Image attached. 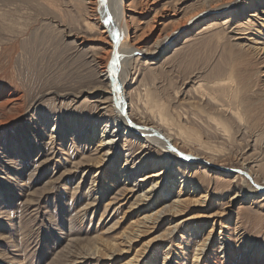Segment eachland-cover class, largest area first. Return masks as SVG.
Returning a JSON list of instances; mask_svg holds the SVG:
<instances>
[{
    "label": "rangeland",
    "instance_id": "374dc122",
    "mask_svg": "<svg viewBox=\"0 0 264 264\" xmlns=\"http://www.w3.org/2000/svg\"><path fill=\"white\" fill-rule=\"evenodd\" d=\"M157 2L151 16L206 13L167 49L156 40L168 31L132 22L147 52L126 81L131 125L163 124L180 159L198 156L191 178L204 177L178 215L180 182L148 201L140 179L152 169L126 177L123 166H139L138 141L127 165L123 135L113 155L91 161L103 153L101 134L87 138L100 105L97 62L112 45L97 38L86 0H0V264H126L136 255L193 264L200 248L199 264H264V197H235L249 184L239 171L264 186V0ZM211 22L219 26L203 31ZM173 170L176 181L185 174Z\"/></svg>",
    "mask_w": 264,
    "mask_h": 264
},
{
    "label": "bare ground",
    "instance_id": "6f19581e",
    "mask_svg": "<svg viewBox=\"0 0 264 264\" xmlns=\"http://www.w3.org/2000/svg\"><path fill=\"white\" fill-rule=\"evenodd\" d=\"M86 3L89 6V12L93 13L91 16L93 22L91 24L93 26L92 28L96 27V30L98 32L97 38H99L104 43L111 42L110 45H112L109 49L105 48V50L109 51H107L102 57L99 56L98 62L96 61L99 70L101 71L99 73V81L95 86L93 94L98 99L100 105L99 107H94L92 131L87 134V138L91 140L93 138L97 139L98 134H101V136H99L98 138V145L99 148H101V151H96L98 152V154H100L101 152L103 153L101 154V157H99V159L91 161L100 162L101 160H103L102 157H110L111 155H113L114 152H116V148H118L120 144L118 143L117 139L118 137L121 138V136L123 135V147L128 148L127 150L129 152L124 159L126 165L128 164L129 160L133 156L137 155V152H139V166L135 168L136 172H133L134 167H131L130 169L129 167L123 166V169H125V171H128V173H126V177L130 178L134 173H141L147 169H152V172L148 173L140 179V181L145 182L147 185H150L146 189L142 197V199L146 198L148 201H150L151 199V197L147 195L148 193H153L156 191V194H158L162 191L163 193L169 192V194H172V191L177 187L178 182H180V184L183 185L181 187L184 190L181 189L179 192H177L175 196L177 197V200L173 204L174 209L171 210L174 211L175 215H178L179 213L184 211L182 210L184 206L190 204V200H192L193 198L190 196H195V193L200 189L199 184L196 183L200 182L199 180L201 177L191 178L193 177V175L190 176V171H192L193 167H198L193 165L190 159H198V156L186 154L184 160L180 159V155L178 153L179 149L176 147V144H174V140L171 137L172 135L165 133L166 128L165 130H162L165 126L159 122H156L155 126L139 125V127L137 128L131 125L134 123V114L132 112V109L134 108H132V103H129L128 101V93L126 94L127 91L125 89V86H127L126 81L131 74L130 67L134 56H146L145 54L147 52L143 50L146 40L143 38V35L139 33V30L132 26V22L136 21L138 22V24H144V21L149 19L148 25H150L149 23L153 24L151 27L152 31H159L160 27H162L161 32L168 31L165 35L160 34L161 36L159 35L156 40L157 50L161 47H164L165 44L169 43L165 47L167 49L170 46V41H172L174 37L186 35L187 31L184 32V28L196 25L199 19L202 18L206 13L203 12L204 10H196L191 14L184 13L181 19L176 20L175 17L178 18L183 13V10L176 8L175 12L172 11V15H163L157 11L153 14V16H151V12L154 11V6L158 3L157 0H86ZM209 7L211 8V6ZM253 15L254 16L252 17L257 16L256 14ZM227 23L228 22H225L223 24L226 25ZM245 24H247V26L244 27V29H238V31L248 29L253 24V21L249 19ZM218 26V22H211L207 24V26H205L203 31L216 29ZM138 33L140 34V36ZM113 56L115 59L114 64L111 63ZM122 60L125 63L124 65ZM117 73L118 76L116 77ZM120 90H122V93L125 97L124 104L120 100ZM136 125L138 126V124ZM120 138L119 141L122 139ZM133 140L138 141L137 143H140L139 149L136 153V150L134 149L135 145L134 143H132ZM165 159H173V162L171 160L166 161ZM207 162L215 164L213 161ZM81 164V162L78 164L75 163L74 167H80ZM176 167L177 170L180 168L185 170V172L181 171L182 174H185L181 178H179V180L177 179L178 181H176V179H173L172 174V171L174 172L173 168ZM204 168L210 171L213 170L212 168L208 167ZM242 171H239L241 175L247 171L246 177L249 180L248 188L247 191H240L238 189V195L235 197H239L240 200H254L257 197L263 198L264 186L256 181L255 177L250 171ZM218 173L227 174L225 172ZM180 175L181 173L178 174V176ZM190 179L192 180L190 181ZM201 179H204V177H202ZM235 179H238V176H235ZM163 186H165V188H163ZM133 192L134 190L130 189L128 191V195L131 194L133 196ZM139 199H141V197ZM142 199L141 203L144 202ZM195 202L197 203L199 202V200H195ZM161 213L162 211L160 210L154 216L146 217V223L155 220L158 215H161ZM142 224H144V222ZM176 228H178V225L176 226ZM173 233L174 229L171 230V234ZM141 234L142 232L140 233L139 231V235L137 233L135 236L128 237V240L126 242L132 244V242L135 239L139 238ZM131 246H127L129 247V250L131 249ZM203 246H205V244H203ZM201 251L202 248L198 250L196 259L194 260L193 264H199V261L201 259L200 255L202 254ZM165 256V259H167L168 254H165ZM126 264H140L138 255H136Z\"/></svg>",
    "mask_w": 264,
    "mask_h": 264
},
{
    "label": "water",
    "instance_id": "95a60500",
    "mask_svg": "<svg viewBox=\"0 0 264 264\" xmlns=\"http://www.w3.org/2000/svg\"><path fill=\"white\" fill-rule=\"evenodd\" d=\"M111 63H112V64L115 63L114 56L112 57ZM117 76H118V73L116 74V77H117ZM117 79H118V78H117ZM120 89H121V88H120ZM120 92H121V94H120V100H121V102L124 104V102H125V97H124V95H123V93H122V90H120Z\"/></svg>",
    "mask_w": 264,
    "mask_h": 264
}]
</instances>
